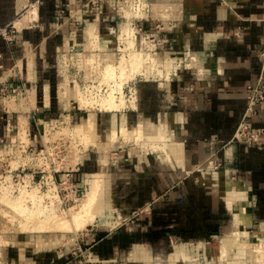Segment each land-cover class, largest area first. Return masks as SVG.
<instances>
[{
	"label": "crops",
	"instance_id": "obj_1",
	"mask_svg": "<svg viewBox=\"0 0 264 264\" xmlns=\"http://www.w3.org/2000/svg\"><path fill=\"white\" fill-rule=\"evenodd\" d=\"M160 1L178 5L181 19L174 24L172 41L186 46L198 62L139 83L132 103L141 119L131 128L125 124L129 130L141 127L144 152L124 162L130 169L123 176L106 180L97 171L87 174L88 193L94 179L99 182L97 221L115 225L116 205L123 217L141 210L134 223L109 231L99 225L89 229L82 242L95 259L118 260L128 252L133 259L158 264L157 250L149 247L154 235L163 246L174 239L201 245L212 234L233 229L224 240L238 227L264 225V133L250 144L234 137L248 105V85L264 74V0H154L156 9L165 5ZM117 3L0 0V26L16 27L12 39L0 37V88L17 87L15 94L0 92V139L8 138L10 123H17L19 132L21 121L31 126L69 106L73 89L63 88L67 76L79 79L92 72L84 62L75 67L65 60L96 50L106 22L105 34L111 31ZM30 7L37 11L35 22ZM120 120L112 124L118 135ZM248 122L252 129L264 128V107L257 106ZM114 137L112 130L109 146L98 149L101 160L120 136ZM68 171L79 184L83 168ZM185 248H175L169 258L177 261Z\"/></svg>",
	"mask_w": 264,
	"mask_h": 264
},
{
	"label": "rangeland",
	"instance_id": "obj_2",
	"mask_svg": "<svg viewBox=\"0 0 264 264\" xmlns=\"http://www.w3.org/2000/svg\"><path fill=\"white\" fill-rule=\"evenodd\" d=\"M117 1L118 3L114 9L115 19L111 21L110 24L111 31L109 34H111V36L105 34L109 29L107 28L109 24L106 22L103 28H101L104 36L101 34L100 37L102 38L96 39V44L94 45L96 50L86 49L84 55L79 58L68 57V59L65 60L68 65L75 67H81L82 62H84V65L91 69V74L80 75L79 79H76L75 76L66 75L69 84H67L68 82L63 84L65 91H69L70 88L73 89L76 94L74 96L79 97L80 94V97L84 96L83 98L86 102L83 104L81 100L72 97L69 101V106L63 110L61 109V112L56 116L42 118V120H39L37 123L31 124V126L27 120L25 122L21 121L19 132L18 124L10 123L8 125L10 131L8 138L0 139V189L3 187L0 190V234L8 238L7 243H0V264H66L68 261L74 264H81L80 260L83 258L89 260L84 264H94V260H96V264H146L143 260L133 259L128 252L127 254L125 252L123 254L122 252L118 260H109L110 258L105 260L95 259L90 253L87 243L82 242V238L86 236L85 234L89 232L90 228L99 225V227L109 231L120 225L134 223L141 210H134L128 216L123 217L120 206L116 205L112 213V218L118 221L115 225L110 226V224L106 223H103V225L101 222L95 220L87 224V226H84L81 230L71 233V237L67 236V233H65L66 228H63L62 230L64 231H61V229H59L61 227H52L51 230V227H48L45 222L41 223L44 224L42 226L38 225L40 227V230L38 229L39 231L36 229L38 226L35 227L37 231L32 227L34 220L35 223H37L38 219L40 220L41 218L42 220L46 217L45 214L49 215L48 213H51L45 206L48 205V207L55 208V206L58 205L59 209L67 210L86 196L90 189L87 174L92 175L97 171L102 174L101 178L106 180L111 177L123 176L125 171L130 169L123 166L124 162L131 161L134 156L139 158L142 152H144L141 151V149L145 147L141 145L142 140L145 141L143 137L136 140H129L121 136L120 133L119 140H116L109 149L102 152L103 156L104 154L106 155L104 156V161L101 160V152L98 151V148L92 143L88 145L85 143L86 138L84 139L82 128H86V126L82 124L83 120H88L87 118H89L90 115L91 117L94 115L96 125L95 132L98 135H96L95 139H98V141H101L108 147L111 131H115L112 127L114 120L118 122L121 118L119 123L115 124V126H118V130H120L123 120L122 117L125 118L127 126L130 128L141 119L140 114H137L139 108L138 110L136 109L132 100L138 98V87L142 80H156L158 77L171 76L175 72H178V70L189 69L190 66L196 65L198 62L196 56L194 57L192 54L189 55L187 52L189 50L186 46L184 48L181 44L180 47H178V45L172 41L174 24L181 19L180 11L177 8L178 5H173V2L167 4L164 1H160L159 3L165 5H160L159 8L157 7L156 9L152 4L154 0ZM96 5L98 4L96 3ZM101 9V6H99V10ZM177 15H179V17H176ZM127 23L129 28L132 29H130L131 35H129V37L127 36L128 38L134 39L131 40V44L129 42L132 47L125 42L124 37L126 35H123L125 31L123 27ZM137 52H142L139 58L145 59L144 57H147V60L145 59L146 61L142 60L140 67L142 68L143 61L146 65L152 67L148 75L142 72L133 73L135 69L131 65L134 59L132 55L137 54ZM150 58L153 60L151 61ZM108 63H114L113 66H115V71L113 69L110 70L109 66L107 67ZM155 65H157L158 69ZM118 66L121 68L123 67V70L127 73V79L129 75L132 76V78L130 77L122 84L120 87L122 89L117 87L113 80L120 77V68H118ZM105 72H109V75ZM110 74L114 76H110ZM106 75L109 77L107 78ZM124 77L125 76H122L120 78L124 79ZM110 78L111 81H107ZM107 93L109 95H107ZM1 94L4 95L2 92ZM90 94L93 95L91 96ZM112 94L115 96L114 99H117L118 102H120L121 97L125 98L123 99L124 105L121 104L122 106L114 110L108 109L105 105L103 107V104L99 101V95H101V98L105 96L109 98ZM120 94L123 95L121 96ZM88 99L90 101H88ZM78 127H82V130ZM62 130L64 133H62ZM52 131L53 133H51ZM69 132H71L72 135ZM68 133L71 137L67 135ZM82 155L83 157L81 158ZM41 156L44 157L42 158ZM77 166H80V168L82 167L84 170L79 184L74 182L71 178L68 180L65 175L68 170ZM3 189L6 192H3ZM19 192H22L23 195ZM4 193L8 196L11 194L12 196L10 195L8 197ZM33 193L34 195L32 196L34 198L36 196L35 199L31 196ZM2 195L7 197V199L5 198L7 201L5 199V201L3 200L4 196ZM38 197H41L42 204L41 202L38 203L40 201ZM31 199H33V203ZM53 199H58V201H53ZM10 201H13L12 205ZM14 202L16 204H14ZM18 202L21 203V205L23 204L21 208L25 205L22 210L21 208L18 210V208L14 207V205L16 206L19 204ZM7 203H9V205ZM26 204L28 205L26 206ZM34 208L37 209L35 210ZM34 212L36 213L34 214ZM32 216L34 217L32 218ZM29 222L32 225H27ZM29 226L32 227V229H30ZM241 229L247 233L241 235V239L236 245L238 250L232 252L230 257L232 262L227 259L225 261L226 264H264V225L251 228L242 227ZM232 230L233 229L223 233L212 234L208 239L201 240V245H198L200 241L197 240L182 243L174 239L170 241L168 244L169 246H163L158 244L156 235L152 236L153 238L151 240L152 242H150L151 244H149L150 246L145 243L144 245L147 247L149 246L152 251L157 250L153 252V255L155 257L158 256V264H221L219 258L221 245L231 241L234 234H230V236L226 237L224 240L222 239ZM54 239L57 242L51 243ZM247 243H250L252 246ZM182 244H186V250L179 254L177 253L176 255H179L177 261H172L169 255L176 253L174 249L180 247ZM166 246L169 248H165ZM161 251L166 253L163 254ZM260 252H263V255H261ZM251 253H253V255ZM126 258L129 259L126 260Z\"/></svg>",
	"mask_w": 264,
	"mask_h": 264
},
{
	"label": "bare ground",
	"instance_id": "obj_3",
	"mask_svg": "<svg viewBox=\"0 0 264 264\" xmlns=\"http://www.w3.org/2000/svg\"><path fill=\"white\" fill-rule=\"evenodd\" d=\"M159 7V6H158ZM37 11H36V9H34V10H31L30 11V18H32V15L33 14H35L34 16H36L37 14ZM37 17V16H36ZM29 18V19H30ZM125 28V29H124ZM131 28H129V26H128V23L123 27V30H125L124 31V33H123V35H126L124 38H125V42H127L128 44H129V42H130V44H131V40H134L133 38H128L129 37V35H131L130 34V32H131V30H130ZM122 35V34H121ZM128 36V37H127ZM131 37V36H130ZM124 38H123V40H124ZM129 44V45H130ZM131 46V45H130ZM132 47V46H131ZM136 47V46H135ZM135 49V48H134ZM140 50V49H139ZM142 50V49H141ZM133 51V50H132ZM145 52V51H144ZM136 53V52H135ZM140 53H142V52H140ZM140 53H138L137 52V54H135V55H132L133 57H134V59L132 60V62H131V65H132V67L135 69V71L133 72L134 74L135 73H138V72H142V73H148L149 72V70L151 71L152 70V67L150 66V65H146L145 64V62L143 61V66H142V68L140 67V64L142 63V60H145L147 57L145 56L144 58L145 59H141V57L139 58V55H140ZM153 54V53H152ZM145 55V54H144ZM143 57V56H142ZM149 58V57H148ZM105 59V58H104ZM140 59H141V61H140ZM108 60V59H107ZM147 60V59H146ZM145 60V61H146ZM150 60H151V58H150ZM153 60V59H152ZM151 60V61H152ZM103 61V60H102ZM106 61V60H105ZM150 62V61H149ZM155 62V61H154ZM157 62V61H156ZM106 63H107V61H106ZM153 63V62H152ZM152 63H150V64H152ZM114 64V63H113ZM113 64H107V67L109 66V68H110V70L111 69H113L114 70V67L115 66H113ZM159 64V63H158ZM104 65V64H103ZM118 65V64H117ZM156 67H157V65H155ZM117 68V67H116ZM118 68H120L119 69V72H120V74H119V76L120 77H122V76H125L124 77V79H122V78H118V79H113L114 81H115V85L117 86V87H121L122 86V84L126 81V80H128L130 77L132 78V76H130L129 75V77H128V79L126 78V75H127V73L123 70V67L121 68L120 66H118ZM105 69V68H104ZM122 69V70H121ZM133 69V70H134ZM154 69V68H153ZM157 69H158V67H157ZM118 70V69H117ZM105 71H107V70H105ZM109 71V70H108ZM115 71V70H114ZM114 71H113V73H114ZM122 71H124V72H122ZM154 71V70H153ZM152 71V72H153ZM156 72H157V70H156ZM155 72V73H156ZM103 73H104V71H103ZM105 73H107V72H105ZM110 73H111V71H110ZM121 73H122V75H121ZM159 73V72H158ZM108 75H109V72L107 73ZM133 74V75H134ZM105 75V74H104ZM107 76V75H106ZM110 76H114V75H112V74H110ZM116 76V75H115ZM109 76H107V78H108ZM106 78V77H105ZM104 78V79H105ZM106 78V79H107ZM106 81V80H105ZM107 81H111V78L110 79H108ZM106 83V82H105ZM113 84V83H112ZM108 86V85H107ZM87 88V87H86ZM108 88V87H107ZM119 88H118V90H119ZM120 89H122V88H120ZM87 90V89H86ZM92 90V89H91ZM82 91V90H81ZM109 91V90H108ZM112 91V90H111ZM72 92H73V97H74V99L76 98L77 100H81V103H85L86 101H84L85 99L83 98V97H80V94H79V97H77V96H74V95H76L75 93H74V90H72ZM98 92V91H97ZM110 92V91H109ZM114 92V91H113ZM118 92V91H117ZM122 92V91H121ZM77 93V92H76ZM81 93H83V92H81ZM88 93H90V92H88ZM102 94V93H101ZM78 95V94H77ZM84 95V94H83ZM91 96L93 95V94H90ZM98 95V94H97ZM107 95H109L108 93H107ZM116 95V94H115ZM121 96L123 95V94H120ZM132 95V94H131ZM95 96H96V93H95ZM100 96V99H99V101L103 104L102 106L104 107V105L108 108V109H117L119 106H122L121 104H123V99H125V98H120V102H118L117 101V99H114V97L115 96H113V94H112V96L110 97L109 96V98H106V96L105 97H103V98H101V95H99ZM124 97V96H123ZM133 97V96H132ZM79 98V99H78ZM87 98H89V97H87ZM117 98V97H116ZM135 98V97H134ZM97 99V98H96ZM88 101H90L89 99H88ZM97 101V100H96ZM95 101V102H96ZM126 102V101H125ZM130 102V101H129ZM93 103V102H92ZM87 104H88V102H87ZM135 104V103H134ZM124 105V104H123ZM98 106V105H97ZM94 107V106H93ZM106 108V109H107ZM88 120H83L82 121V124L83 125H85L86 126V128H79L80 130H82L83 131V133H84V139L86 138V145H88L89 143H92V144H94L99 150L100 149H102V148H104L105 147V144H103L101 141H98V139H95L96 138V132H95V130H96V125H95V121H94V119L92 118V117H89V118H87ZM68 120V119H67ZM87 121V122H86ZM68 122H69V120H68ZM70 123V122H69ZM82 125V126H83ZM84 127V126H83ZM78 128H77V130H78ZM63 130H64V127H63ZM63 130H62V133H64L63 132ZM69 130V129H68ZM55 131V130H54ZM72 131V130H71ZM75 132V131H74ZM51 133H53V131L51 132ZM61 133V132H60ZM67 133V132H66ZM69 133H71V132H69ZM69 133L67 134V135H69ZM120 133H121V136H123L125 139H129V140H132V138L134 139V138H136V139H138V138H140V137H142L141 136V134H142V129H141V127L140 126H135L132 130H129V129H127L126 128V124H125V118L123 117V120H122V124H121V129H120ZM77 134V133H76ZM115 131H113V141H114V136H117V137H119V135L118 134H115ZM47 135H48V133H47ZM71 135H72V133H71ZM71 135H69L70 137H71ZM80 135V134H79ZM82 135V134H81ZM98 136V135H97ZM49 137V136H48ZM78 137V136H77ZM116 137V138H117ZM73 138H75V137H73ZM78 138H81V137H78ZM135 139V140H136ZM73 140H76V139H73ZM80 140V139H79ZM75 142V141H74ZM82 142V141H81ZM84 142V141H83ZM84 144V143H83ZM88 148V147H87ZM68 149V148H67ZM77 152V151H76ZM69 155V154H68ZM48 156V155H47ZM70 156V155H69ZM42 157V156H41ZM44 157V156H43ZM42 157V158H43ZM45 157H46V155H45ZM39 159V158H38ZM54 160V159H53ZM42 161V160H41ZM45 161V160H44ZM48 161H50V160H48ZM40 162V161H39ZM38 162V163H39ZM47 162V161H46ZM61 162V161H60ZM42 163V162H41ZM40 163V164H41ZM45 163V162H44ZM50 163V162H49ZM48 164V163H47ZM45 165V164H44ZM50 165V164H49ZM60 165V164H59ZM93 187H92V189L90 190V192L86 195V196H84L80 201H78L75 205H73V206H71L70 208H68L67 210L66 209H59V207H58V205H56L55 206V208H53V207H48V205L47 206H45V208L46 209H48L49 210V212H51V213H48L49 215H46L45 213V218L44 219H42L41 220V218H40V220L38 219V221H37V223H35V220H34V222H33V225L29 222V223H27V225L28 224H30V225H32V227H34L33 229H35V227L36 226H38V225H40V226H42V225H44V224H41L42 222H45V224L48 226V227H51V230H52V227H61V228H59V229H61V231H64V230H62L63 228L65 229L66 228V232L65 233H67V236H70L71 237V233H74L75 231H78V230H81L82 228H84V226H87V224H89V223H91V222H94L95 220H96V218L99 216V215H101V211H100V209H98L97 208V206H96V198H97V192H98V190H99V182H98V180L96 181V179H94V181H93ZM3 188V187H2ZM1 188V189H2ZM0 189V190H1ZM5 189V188H4ZM4 189H3V192H6V191H4ZM21 189H22V187H21ZM20 189V190H21ZM25 190V189H24ZM11 191V190H10ZM2 192V191H1ZM28 192V191H27ZM36 192V191H35ZM10 193V192H9ZM20 194L22 193V192H19ZM37 193V192H36ZM35 193V194H36ZM5 194V193H4ZM8 194V193H7ZM6 195V194H5ZM11 195V194H10ZM9 195V196H10ZM22 195H23V193H22ZM30 195V194H29ZM32 195H34V193L33 194H31V196ZM2 196H4V195H2ZM6 196H8V195H6ZM6 196H4L3 197V200L6 198L7 199V197ZM8 196V197H9ZM12 196V195H11ZM14 196H15V194H14ZM25 196V195H24ZM40 196V195H39ZM17 197H19V196H17ZM16 197V198H17ZM49 197V196H48ZM59 197V196H58ZM12 198H14V197H12ZM32 198H34L33 196H32ZM35 198H36V196H35ZM34 198V199H35ZM38 198H40V201L38 202V203H40L41 201H42V199H41V197H38ZM5 199V200H6ZM4 200V201H5ZM9 200V199H8ZM32 200V203H33V199H31ZM39 200V199H38ZM54 200H57L58 201V199H53V201ZM7 201V200H6ZM13 201H15V200H13ZM13 201L11 202L10 201V203H11V205L13 204ZM17 202V201H16ZM21 202V201H20ZM37 202V201H36ZM56 202V201H55ZM19 203V202H18ZM8 205H9V203H7ZM14 204H16L15 202H14ZM41 204H42V202H41ZM52 204H54V203H52ZM23 205V204H22ZM21 203H19L18 205H14V207H16V208H18V210H19V208H21ZM28 204H26V206H27ZM34 205V204H33ZM18 206V207H17ZM25 206V205H24ZM23 206V207H24ZM30 206H32V205H30ZM29 206V207H30ZM22 207V208H23ZM28 207V208H29ZM35 207H36V205H35ZM40 207V206H39ZM15 208V209H16ZM22 208H21V210H22ZM27 208V209H28ZM33 208V207H32ZM35 209V208H34ZM37 209V208H36ZM35 209V210H36ZM42 209H44V208H42ZM30 210H32V209H30ZM34 210V211H35ZM40 210V209H39ZM47 210V211H48ZM24 211V210H23ZM38 211V210H37ZM36 211V212H37ZM21 212V211H20ZM30 212V211H29ZM28 212V213H29ZM36 212H34V214L36 213ZM43 212H44V210H43ZM27 213V214H28ZM33 213V212H32ZM43 214V213H42ZM38 215V214H37ZM37 215H35L36 217H38ZM41 216V215H40ZM34 216H32V218H33ZM51 218V219H50ZM34 219H36V218H34ZM50 219V220H49ZM46 220V221H45ZM29 221V220H28ZM21 223H23V222H21ZM35 223V224H34ZM18 224H19V222H18ZM26 225V224H25ZM15 226V225H14ZM20 226V225H19ZM22 226V225H21ZM25 227V226H24ZM30 227V226H29ZM32 227H30V229H32ZM44 227V226H43ZM42 227V228H43ZM23 228V227H22ZM21 228V229H22ZM45 228H46V226H45ZM54 228V229H55ZM19 229V228H18ZM21 229H20V231H21ZM23 229H25V228H23ZM37 230L39 229L40 230V227L38 226V228H36ZM35 229V230H36ZM44 229V228H43ZM47 229V228H46ZM50 229V228H49ZM36 230V231H37ZM38 230V231H39ZM42 230V229H41ZM45 230V229H44ZM44 230H42V231H44ZM51 230H48V231H51ZM23 231V230H22ZM31 231V230H30ZM54 231V230H53ZM247 232L246 231H243L241 228H236V230H235V232H234V237L232 238V240L231 241H229V242H226V243H224V244H222L221 245V249H220V255H219V258H220V260H221V264H226V260L228 259V260H230L231 258V254H232V252H234V251H236V250H238V247L236 246L237 245V242H239L240 241V239H241V235H243V234H246ZM243 238V237H242ZM7 241H8V238L7 237H5L3 234H0V243L1 244H3V243H7ZM244 241V240H243ZM3 242V243H2ZM57 241L54 239V240H52L51 241V243H56ZM246 242V241H245ZM242 243H244V242H242ZM241 243V244H242ZM248 244V243H247ZM243 245V244H242ZM248 245H251L250 243L248 244ZM247 245V246H248ZM245 246H246V244H245ZM252 246V245H251ZM244 247V246H243ZM248 247H250V246H248ZM251 249H252V247H251ZM253 250V249H252ZM255 250V249H254ZM262 251V250H261ZM261 253V255H263L262 253L263 252H260ZM252 255H253V253H251ZM256 254H259V253H256ZM250 256V255H249ZM264 256V255H263ZM251 257H253V256H251ZM232 260V259H231ZM230 260V261H231ZM227 262H229V261H227ZM232 262V261H231ZM231 264V263H230Z\"/></svg>",
	"mask_w": 264,
	"mask_h": 264
},
{
	"label": "built area",
	"instance_id": "obj_4",
	"mask_svg": "<svg viewBox=\"0 0 264 264\" xmlns=\"http://www.w3.org/2000/svg\"><path fill=\"white\" fill-rule=\"evenodd\" d=\"M31 10V7L29 8ZM35 14L32 15L31 21H36ZM16 31V27L12 24L2 25L0 26V37H5L7 39H12L14 33ZM249 93L247 96L248 105L246 110L239 121V124L236 127L234 137L237 140H242L247 143L257 142L260 136L264 133V128L260 127L257 129L250 128V124L248 122V116L254 114L257 111V106L264 107V74H261L254 84L248 85ZM0 91L4 94V96L15 94L17 92V87L14 85H6L0 88ZM66 177L69 179V171L65 173ZM73 185V183H72ZM77 190V188H76ZM75 190V191H76ZM88 259H81L80 263L84 264L88 262ZM66 264H74L72 262H67ZM94 264H96V260H94Z\"/></svg>",
	"mask_w": 264,
	"mask_h": 264
}]
</instances>
